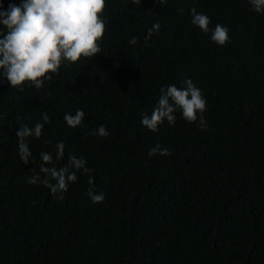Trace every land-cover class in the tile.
<instances>
[{
	"label": "trees",
	"instance_id": "16d2710c",
	"mask_svg": "<svg viewBox=\"0 0 264 264\" xmlns=\"http://www.w3.org/2000/svg\"><path fill=\"white\" fill-rule=\"evenodd\" d=\"M10 3L22 0L0 10ZM193 6L210 29H229L225 45L192 25ZM102 19L101 52L62 61L41 89L0 80V264H264V14L249 0H106ZM188 78L206 99L207 130L179 110L172 126H143L160 89ZM77 108L86 116L70 128L63 116ZM44 112L51 122L27 138L24 164L19 124ZM100 124L110 135L91 134ZM57 141L66 148L54 166L74 154L92 171L53 195L27 181ZM157 143L171 154L149 157ZM90 188L105 200L94 204Z\"/></svg>",
	"mask_w": 264,
	"mask_h": 264
},
{
	"label": "clouds",
	"instance_id": "9594fccd",
	"mask_svg": "<svg viewBox=\"0 0 264 264\" xmlns=\"http://www.w3.org/2000/svg\"><path fill=\"white\" fill-rule=\"evenodd\" d=\"M133 3L138 4L140 0H133ZM249 3L252 11L264 14V0H249ZM105 7L106 0H22L20 6L10 3L6 11L0 10V25L7 30L0 38V80L6 79L11 88H19L20 91H23L25 82H30V87L39 90L45 79L52 78L49 73H58L62 61L74 64L81 57L90 58L100 53L99 41L105 34V21L102 19ZM190 15L192 25L205 34L210 32L212 41L221 46L229 41L226 26L217 23L210 29L209 16L198 12L195 6L190 9ZM160 28L159 23H154L148 29L145 43ZM129 43L136 45L138 37H132ZM160 91L162 95L151 113L141 114L143 126L153 132L159 131V126L165 121L172 126L176 121L174 113L179 110L187 122H198L201 130H207L203 115L206 99L191 78L184 80L181 87L171 84ZM85 116V111L77 108L74 114L65 113L63 119L70 128H77L82 125ZM41 119L43 123L36 122L31 127L27 123L19 124L16 132L17 151L24 164H29L32 157L27 138L40 139L45 124L51 122L47 112L42 113ZM91 134L100 137L110 135L104 124L92 129ZM50 143V140L45 141V144ZM54 147L55 157L48 151L40 153L42 163L39 171L27 181L29 184H43L53 195L67 191L68 185L77 181V173L81 170L84 174L92 171L83 156L74 154H69L67 163L57 168L54 160H63L66 145L63 141H57ZM170 154V150L160 143L148 150L149 157ZM88 183L94 184L93 177L89 176ZM88 196L94 204L102 203L106 198L105 193H96L93 188L88 190Z\"/></svg>",
	"mask_w": 264,
	"mask_h": 264
}]
</instances>
